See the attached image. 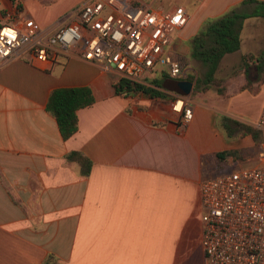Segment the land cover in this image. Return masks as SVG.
Wrapping results in <instances>:
<instances>
[{"label":"crops","instance_id":"crops-1","mask_svg":"<svg viewBox=\"0 0 264 264\" xmlns=\"http://www.w3.org/2000/svg\"><path fill=\"white\" fill-rule=\"evenodd\" d=\"M142 1L186 10L187 21L168 41L177 56L189 53V37L205 18L252 7L240 0ZM77 2L0 0V23L21 26L29 17L49 30ZM263 48L264 17H243L238 48L224 53L215 70L223 93L192 90L199 74L189 65L185 77L147 72L141 84L160 92L148 95L115 91L113 72L73 49L47 63L31 56L1 61L0 264H205L200 180L264 165L257 156L264 127L254 140L238 129L228 135L218 123L225 115L255 126L264 80L250 75L251 61L241 66V55ZM246 78L253 90L240 87ZM81 85L93 100L76 109V130L62 139L45 102L52 88ZM174 94L191 107L182 125L170 108ZM69 150L87 156V173L65 157Z\"/></svg>","mask_w":264,"mask_h":264},{"label":"built area","instance_id":"built-area-1","mask_svg":"<svg viewBox=\"0 0 264 264\" xmlns=\"http://www.w3.org/2000/svg\"><path fill=\"white\" fill-rule=\"evenodd\" d=\"M187 18L180 4L159 8L142 0H78L49 30L29 17L21 26L0 23V62L31 56L47 63L56 52L73 49L116 79L141 83L154 68L168 77H185L187 66L171 53L168 41ZM170 108L180 125L191 117L182 95L172 96ZM253 124L264 127V98ZM257 156H264L263 148ZM199 193L205 264H264V165L204 177Z\"/></svg>","mask_w":264,"mask_h":264},{"label":"trees","instance_id":"trees-1","mask_svg":"<svg viewBox=\"0 0 264 264\" xmlns=\"http://www.w3.org/2000/svg\"><path fill=\"white\" fill-rule=\"evenodd\" d=\"M241 3H252L249 11H239L233 6L222 13L205 18L196 31L189 37V56L198 60L204 69L201 74L193 79V74H188V79H193L192 90H205L214 87L223 93L224 87L221 79L215 76V70L221 56L233 51L239 46V29L241 20L248 15H261L264 17V0H240ZM252 62L256 79L264 80V48L256 53L246 52L241 55V66L246 70ZM151 81H154L152 79ZM115 91L140 90L148 95H159L160 92L147 85L130 82L125 78H115L112 82ZM240 87L253 90V85L246 78ZM93 100L88 86H60L52 88L45 102V109L55 119L56 126L62 139L70 136L77 127L76 109L91 103ZM218 123L224 128L226 134H231L238 129L239 134H250L256 140L259 129L253 125L231 119L225 115L218 117ZM225 151L216 152L217 155ZM65 157L78 163L79 171L87 173L90 160L78 150H69Z\"/></svg>","mask_w":264,"mask_h":264},{"label":"rangeland","instance_id":"rangeland-1","mask_svg":"<svg viewBox=\"0 0 264 264\" xmlns=\"http://www.w3.org/2000/svg\"><path fill=\"white\" fill-rule=\"evenodd\" d=\"M179 57L183 60V62L185 63V66L189 65L197 74H201L202 73V71L204 69L203 66L201 65V63L199 61H197L196 59L191 58L189 56V53H185V55L181 54V55H179ZM249 71H250V75H252L254 73L253 67H251ZM217 74L221 75L222 74V69L218 70ZM258 148H262V147L259 146Z\"/></svg>","mask_w":264,"mask_h":264},{"label":"water","instance_id":"water-1","mask_svg":"<svg viewBox=\"0 0 264 264\" xmlns=\"http://www.w3.org/2000/svg\"><path fill=\"white\" fill-rule=\"evenodd\" d=\"M184 83H185L187 86H189V83H190V82L186 81V82H184Z\"/></svg>","mask_w":264,"mask_h":264}]
</instances>
